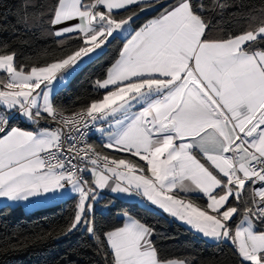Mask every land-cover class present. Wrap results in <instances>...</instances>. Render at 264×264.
I'll return each mask as SVG.
<instances>
[{
    "label": "snow or ice",
    "instance_id": "6c2138e0",
    "mask_svg": "<svg viewBox=\"0 0 264 264\" xmlns=\"http://www.w3.org/2000/svg\"><path fill=\"white\" fill-rule=\"evenodd\" d=\"M226 16L238 26L225 30ZM32 29L60 54L25 65L17 46ZM0 34V199L9 207L71 199L50 232L86 234L87 264H264V0H0ZM117 38L93 82L98 98L59 104L56 86ZM125 200L158 208L231 259L165 254L161 234ZM98 206L122 224L98 230Z\"/></svg>",
    "mask_w": 264,
    "mask_h": 264
},
{
    "label": "trees",
    "instance_id": "16d2710c",
    "mask_svg": "<svg viewBox=\"0 0 264 264\" xmlns=\"http://www.w3.org/2000/svg\"><path fill=\"white\" fill-rule=\"evenodd\" d=\"M11 3L12 0H6ZM257 3L258 0H245V3ZM224 28L238 26L237 20L227 17ZM27 43L17 46L18 58L25 64H42L54 55L60 54L59 46L39 29H32L24 34ZM5 36L0 34V40ZM121 46L117 38L108 46L107 51L89 62L77 72L67 88L56 92V100L67 108H80L98 98L99 93L93 89V82L101 77L107 64L116 56ZM106 197L105 199H107ZM194 199H199L194 197ZM202 202V201H201ZM101 204L104 203L102 200ZM124 205H132L120 201ZM71 199L27 213L21 206L0 207V245L16 243L19 250L0 254V264H87L92 259L90 238L82 231L64 237L55 238L50 229L64 223V218L71 211ZM133 214L147 224L152 225L161 235L157 245L170 256L191 255L201 260H230L231 251L225 248L222 252L213 244L198 239L187 228L157 212L152 208L136 205ZM98 230L120 226L122 220L115 211H102L98 208L95 216ZM8 237V240H5Z\"/></svg>",
    "mask_w": 264,
    "mask_h": 264
},
{
    "label": "crops",
    "instance_id": "0c3cea01",
    "mask_svg": "<svg viewBox=\"0 0 264 264\" xmlns=\"http://www.w3.org/2000/svg\"><path fill=\"white\" fill-rule=\"evenodd\" d=\"M61 88H64V87L61 86V85H57V86H56V92H57L59 89H61ZM91 143L99 144L100 141H99V139H94V138L91 137ZM194 197H197V196L194 195L193 198H194ZM67 200H69V199H68V198H65V199H61V200L54 201V202L49 203V204H45V205H43V206L32 207V208H28V207L24 206L23 204L20 205V206L24 209L25 212L30 213V212H33V211H35V210H37V209L43 208V207H47V206L54 205V204H58V203H63V202H65V201H67ZM124 202L129 203V204L142 205V204H140V203H138V202H136V201H127V200H125ZM8 204H9L8 201L0 199V207H1V206H8ZM100 204H101V203H100ZM101 205H102V204H101ZM142 206H143V205H142ZM98 208H102V207H99V206H98ZM151 208L154 209V210H156L157 212L163 214V215L166 216L167 218L176 221L177 223L181 224V225L184 226L185 228L189 229V226L185 225V224L182 223V222H178L177 220L173 219V218L170 217L169 215L163 213V212H162L161 210H159L158 208H156V207H151ZM189 230H190V229H189ZM190 231H191V232L195 235V237H197L198 239H202V240L206 241L205 239H203L202 237H200L195 231H193V230H190ZM206 242H207V243H211V244H213L211 241H206Z\"/></svg>",
    "mask_w": 264,
    "mask_h": 264
},
{
    "label": "built area",
    "instance_id": "2783aa9c",
    "mask_svg": "<svg viewBox=\"0 0 264 264\" xmlns=\"http://www.w3.org/2000/svg\"><path fill=\"white\" fill-rule=\"evenodd\" d=\"M89 139H90V142H91V135H90ZM102 211L105 212L107 210L102 207Z\"/></svg>",
    "mask_w": 264,
    "mask_h": 264
}]
</instances>
